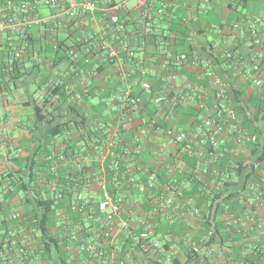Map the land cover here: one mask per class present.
Returning <instances> with one entry per match:
<instances>
[{
    "label": "built area",
    "instance_id": "obj_1",
    "mask_svg": "<svg viewBox=\"0 0 264 264\" xmlns=\"http://www.w3.org/2000/svg\"><path fill=\"white\" fill-rule=\"evenodd\" d=\"M256 2V15L251 20L247 28L250 42L244 45L245 48L235 43L225 42L221 48V55L229 62L239 61L240 76L250 82V85L264 95V44L261 36H264V0H254ZM210 0H200L196 7L188 5L179 21L189 25L191 28L186 36L187 43L190 45L188 50L181 49L173 52V47L163 44L161 37L156 39V43L161 46L160 57L161 66L169 68L174 66L176 69L191 67L196 71L199 78H205L204 88L211 94V103L204 105L202 98H198L193 104L196 108H202L200 119L195 124L196 136H192L185 131L180 124V116L185 112L182 102L186 99H195L196 94L193 91V85L190 82H184L183 88H187L184 95L179 94L170 101L165 91L160 90L152 93L150 100L154 105V111H146L143 104L144 96L151 93V84L147 78V69L145 67H128L125 74L135 75L140 84V93H133L131 88H125L115 99L118 101L116 109L118 113V129L112 130L109 134L101 132L91 143L93 149L90 157L97 162L98 166L91 172L92 178L97 180L98 186H90L85 193L81 192L83 204H91L93 210L90 217L98 223L104 224L94 233L93 242H83L79 248L92 257L103 255L107 244L114 243L121 233H126L129 227V219L123 217L124 214L131 216L134 210H130L127 205V199L119 193L121 186H118L117 174L119 166L122 164L125 171L129 174L128 182L138 193L149 191L148 198L152 206L147 215L158 214L162 219L169 223L175 220H183L186 217H193L199 213V208L190 199L182 198V182L188 183L191 174L200 175L201 171H206L217 158L223 157L226 153L238 155L245 153V165L248 166L250 173L245 179V205L248 212L252 213L255 219L258 235L251 241V249L264 250V242L261 237L264 236V147H257L254 152L250 149H243V142L258 143L259 136L256 132H251L245 127H240V117L235 108L227 101L228 86L227 82L217 76L213 69L211 61L202 55L194 45V38L197 31L191 24L195 23ZM59 0H29L20 2L18 9L24 14V19H18L13 12V0L0 1V34L5 31L23 32L25 23L29 22L30 15L39 4L56 5ZM174 5L172 0H138V17L132 18L123 0H74L69 2L66 7L57 9L54 17L62 15L69 18L70 27L78 29L81 27V21L86 18L92 22L94 30L89 34L86 42V50L89 55L84 56L83 61L88 63L91 56L97 60L91 66V72L105 64H114L125 61L129 64L138 52L149 48L148 37L155 35L157 37L156 20H161L167 15L169 8ZM245 13V10L243 11ZM245 17L229 23L232 30H238L241 36L244 35ZM96 26V27H95ZM99 26V27H98ZM85 42V41H84ZM95 44L94 51H90L91 45ZM252 46V47H250ZM22 49L15 52L18 57L22 54ZM249 53L247 59L245 53ZM74 55L78 53L74 50ZM152 58L149 57V60ZM201 69H197L198 65ZM175 74L168 75L173 79ZM73 99L80 100L82 95L67 86ZM182 90V89H181ZM180 90V91H181ZM180 93V92H179ZM200 97V96H199ZM139 111L145 113L143 119L142 132L148 129L160 132L165 139L173 143L176 147V160L168 161L164 154L160 155L155 169L147 168L141 159L143 145L139 139L133 140V143L123 144L119 132L127 126V122ZM184 111V112H183ZM104 125V122H101ZM253 125H257L253 123ZM160 145L158 151L165 150L164 143ZM195 159L192 169H189L186 163L180 160L181 155ZM110 158L109 167L113 169V190L111 193L106 186L107 167L106 159ZM163 166L165 178L158 173L157 167ZM132 170V171H131ZM134 171V172H133ZM150 171V175L141 179V175ZM213 182L209 183L202 178L201 186H220L218 177L224 176V172L218 168L212 169ZM191 177V176H190ZM53 189L57 186L53 183ZM128 191V188H125ZM132 206L139 207L136 201H132ZM74 210H81V207L74 206ZM149 215V216H150ZM230 216H233L231 213ZM256 217V218H255ZM242 225L248 224L245 218L238 219ZM190 233H182L175 236L177 243L180 239L188 244L194 257L206 256L212 257L216 251V245L208 242H197L191 238ZM131 239L138 250L137 254L145 255L147 258H153L154 253L160 254L162 240L154 232V226L147 222L138 233H131ZM166 239H170L166 235ZM170 251L162 252V259L156 262H142L141 264H172L171 254L178 249L175 247ZM133 250V248H131ZM118 264H125L120 260ZM243 264H250L245 262Z\"/></svg>",
    "mask_w": 264,
    "mask_h": 264
},
{
    "label": "crops",
    "instance_id": "obj_2",
    "mask_svg": "<svg viewBox=\"0 0 264 264\" xmlns=\"http://www.w3.org/2000/svg\"><path fill=\"white\" fill-rule=\"evenodd\" d=\"M71 1L74 0H59L56 5L39 4L30 15L29 22L22 26V33L5 31L0 34V264H113V258L117 259L119 256V249H114L108 259L92 261L85 254L87 252L79 248L81 242H91V237H87L84 232L75 233L68 227L65 231L59 227L53 229V237L57 239V243L51 244L49 251H45L40 246L39 232L35 228L26 226V218L23 214L26 206L23 203L24 190L21 188L15 191L17 185H11L9 176L19 175L15 170L26 165L24 159L32 157L37 143L43 139L39 131L42 128L41 125L43 124V128L48 127L45 123H37L33 131L32 143L28 130L35 124V106L40 107L44 100H47L46 106H42L44 107L42 115H47L51 111L53 116L50 114L47 119L52 118L50 124L53 125L69 120L65 128L70 130L69 134L74 141L85 139V132L89 133L93 129L97 130L96 134L101 132L109 134L112 130L118 129L116 111L118 101L115 98L127 87L131 88L133 93L141 91L138 78L135 75L125 74L128 67H145L150 84L155 90L157 89L154 93L163 90L170 101L178 95L184 82H190L196 97L182 102L184 111L194 106L198 98H202L204 105L211 103L209 92L197 85L198 78L193 68L186 67L180 70L174 66L169 68L161 66V46L156 43L158 38L155 35L148 37L149 48L138 52L130 66L127 62L121 61L102 65L94 73L91 72V66L97 63V58L91 56L88 63H85L83 58L89 55V50H86L88 45L86 39L94 30L92 22L83 17L81 27L73 30L70 27L69 18L62 15L54 17L57 9L66 7ZM137 1L123 0L132 18L138 17ZM172 2L174 5L169 8L162 21H155L158 35L172 36L173 34L168 30L169 20H178L177 16H182L188 5L196 7L200 0H172ZM228 3L229 0H210L206 5L205 9L211 11L213 20L216 18L222 22V27L215 33L208 31L209 28L205 29V32H197L194 45L198 51H202V44H207V42L203 43L204 36L211 43L212 46L209 45V47L213 51L221 50L226 41L229 44L242 43L237 40V37H243L241 33L229 27ZM13 12L18 19L25 18L18 9V5L13 7ZM214 22L210 23V26L216 31ZM195 30H198L197 27ZM171 42L173 44L168 41H164L163 44L173 47L176 51L182 49L179 46V39H173ZM243 47L245 48L244 43L240 45V48ZM10 48L23 50L19 63V75L16 78L10 77L7 73L12 66L8 56ZM90 49L91 52L96 50L95 44L91 45ZM74 50L78 53L77 55L72 53ZM149 57L152 59L149 60ZM170 74H175L172 80L168 77ZM191 76H194L192 81L189 79ZM57 84L63 85V90L69 96L67 86L82 94V99L77 101L80 106L79 114L84 118L81 126H75L73 123L69 104L74 99L69 97L60 100L57 94H51V90ZM145 110L151 111V108L145 106ZM145 113L139 111L132 116L125 129L119 132V137L123 144L133 143V140L139 139L143 145L142 154L149 157V161H142L147 168L155 169L156 162L162 154L168 161L176 160V147L158 131L150 129L147 132L141 131L144 127ZM194 119L191 117L184 124L180 122L183 129L192 136L197 135L196 126L193 124ZM101 122H104V125ZM62 134L64 135L63 132ZM59 137L55 140L56 143H59ZM162 143L165 150L160 152L158 148L163 145ZM162 173L163 171L158 170L157 174L163 177L164 173ZM182 185L186 186V182H182ZM92 186H98V184ZM137 255V261H130L131 264H141L142 261L147 260L145 255L138 253ZM127 258L129 260L128 255Z\"/></svg>",
    "mask_w": 264,
    "mask_h": 264
},
{
    "label": "trees",
    "instance_id": "obj_3",
    "mask_svg": "<svg viewBox=\"0 0 264 264\" xmlns=\"http://www.w3.org/2000/svg\"><path fill=\"white\" fill-rule=\"evenodd\" d=\"M25 1L29 0H13V5H19L20 2ZM228 6L230 7V12L227 17L228 21H236L245 17V21L248 22V24H245L243 37H237V40L242 41V43L245 37V44H248L250 38L247 28L256 15V2L254 0H229ZM244 10L245 13L243 12ZM201 13L198 18L199 20L191 24L192 27H197V32H205V29L209 28L208 31L215 33L222 27L221 21L215 20L214 22L210 10L204 9ZM177 19L179 20V16H177ZM178 20H169L170 26L168 30L173 34L172 36L167 37L164 34H157V38L161 37L162 42L168 41L170 43H172L171 40L173 39H179V46L182 49L188 50L190 45L187 43L186 36L191 27ZM212 22H214L217 28L216 31L212 30L210 26ZM204 37L207 38L206 36ZM205 38H203V43L207 42V44L201 45L202 51L200 50L199 53L210 59L217 76L227 82V101L237 111L240 117V127L244 129L246 127L251 132H256L259 136L258 143L244 141L243 149L245 150L247 148L254 152L258 146L263 148L264 95L253 88L249 81L244 80L240 76L239 70L237 69L240 67L239 61L229 62L226 60L221 55V50L213 51L209 47V45H212ZM261 39H263L264 44V36H261ZM242 43H238V45ZM175 51L176 49H173V52ZM15 52L16 50L12 48L8 51L12 66L7 73L12 78H16L19 75V63L21 61V55L16 57ZM245 54L248 59L249 53L246 52ZM201 67L202 65L199 64L197 69H201ZM183 71L185 72V70ZM191 77L189 79L192 81L194 76ZM197 78V85L204 87L206 79L199 78L198 76ZM62 87L63 85L61 84L55 85L51 90V94H57V98L60 100L71 97V95L66 94V91ZM181 89L180 93H178L179 96L185 95L187 92V88L181 86ZM156 90L151 85V93L148 96H144L143 100V104L153 111L155 107L150 100V96ZM212 92L213 90L210 88L209 94L211 95ZM46 101L44 100L42 106H46ZM77 101L79 100L74 99L69 106L74 125L81 126L80 124L83 123L84 118L79 114L80 106L77 104ZM42 106L34 107L35 124L28 132L33 143V131L37 127L36 124L45 123L48 127L43 128L42 124V128L39 129L43 139H40L41 141L37 143L35 153L32 157L24 159L26 165L19 170H15L19 175L12 174L9 176L11 185H17V188H15L17 190L15 191L21 190V188L24 190L23 203L26 206L23 214L26 218V226L35 228L39 232L40 246L45 251H49L51 244L57 243V239L53 237V229L56 227L63 228L62 231H65V228L68 227L71 230L73 229L72 231L75 233L77 231L84 232L87 237H91L90 241L93 242L95 240L94 233L98 232L99 228L104 224L95 222L90 217L93 207L91 204H83L82 198L79 196L81 192L85 193L90 189V186L97 183V180L92 178L91 172L94 171L98 164L92 160L90 154L93 151L91 143L94 142L93 139L100 133L96 134L97 130L95 129L91 130L92 132L90 131L91 134L86 131L85 139L81 138L80 140L74 141L71 134H69L70 130L65 128V125L70 121H62L54 125L50 124L52 118L47 119V117L50 114L53 116V113L50 111L47 115H42L44 108ZM201 110L202 108L199 109L194 106L188 108L183 113L184 115L180 119V122L184 124L189 118L194 117L193 124H196L200 119ZM253 123L257 125L254 126ZM57 137L60 138L59 143L55 142ZM142 153V160L145 162L149 161V157ZM180 160L186 163L189 169H192L196 162L195 159L185 154L181 155ZM105 165L107 167L106 186H108V190L111 193H114L115 190L111 187L113 186L112 178L114 175L113 169L109 167L110 158L106 159ZM162 168L163 166L157 167L159 172L163 171ZM215 168L224 172V176L218 177L220 186H201L203 183L201 182L202 178L209 183L213 182L211 171ZM247 170L249 168L245 165V153L241 152L238 155H234L228 152L223 157L217 158L210 166H207L206 171H201L200 175H193L191 172V177L189 176L187 185L182 186V198H190L199 208V213L196 216L186 217L183 220H175L169 223L156 213L149 214L150 216L147 215V212H150L152 208L147 196L149 191L138 193L134 188L128 187L133 185L128 182L129 174L121 164L116 176L118 186H121L119 193L123 194L124 198L127 199L126 206L130 210H134V214H130L131 216H127V214L123 215V217L128 219L130 217L129 229L126 233L119 234L115 243L107 244L104 248L103 255L92 257L88 252L85 254L92 261H102L110 257L112 250L119 249V256L117 259L113 258V264H118L120 260L124 261L125 264H131L138 256L134 251L138 250V246L133 244L131 233H138L150 221L154 226L155 234L163 243L160 254L154 253L153 258H147L144 262L151 263L162 259V252H168L176 245L175 247L178 250L172 253L170 257L172 264H243L245 262H249L250 264H264V250L251 249L250 251H246V248L251 247L252 239L259 233L256 228L255 219L252 213L248 212V208L245 205L246 186L244 185L245 179L250 173ZM21 171L24 173H19ZM149 175L150 171L140 177L141 179H145ZM163 177L166 176L163 174ZM53 183L57 186L56 189L52 188ZM126 187L128 191H125ZM132 201H136L139 207L132 206ZM74 206L81 207V210H74ZM231 213L233 216H230ZM242 216L248 224H241L238 219ZM185 232L190 233L191 238L197 242L205 241L214 243L216 245L214 255L212 257H194L188 244L183 243L182 239L175 243L174 237L180 236ZM166 235L170 239L167 240ZM261 238V241L264 242V236Z\"/></svg>",
    "mask_w": 264,
    "mask_h": 264
},
{
    "label": "rangeland",
    "instance_id": "obj_4",
    "mask_svg": "<svg viewBox=\"0 0 264 264\" xmlns=\"http://www.w3.org/2000/svg\"><path fill=\"white\" fill-rule=\"evenodd\" d=\"M131 1H133V0H131ZM128 3H132V2H128ZM215 20H218V21H220L219 19H216V18L214 19V21H215Z\"/></svg>",
    "mask_w": 264,
    "mask_h": 264
}]
</instances>
